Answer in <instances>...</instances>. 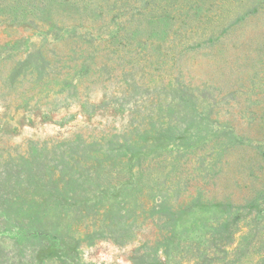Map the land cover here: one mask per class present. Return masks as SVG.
Instances as JSON below:
<instances>
[{"label": "rangeland", "instance_id": "1", "mask_svg": "<svg viewBox=\"0 0 264 264\" xmlns=\"http://www.w3.org/2000/svg\"><path fill=\"white\" fill-rule=\"evenodd\" d=\"M0 264H264V0H0Z\"/></svg>", "mask_w": 264, "mask_h": 264}]
</instances>
